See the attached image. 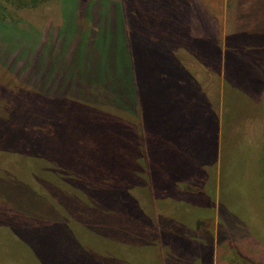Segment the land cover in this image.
<instances>
[{"label": "rangeland", "instance_id": "374dc122", "mask_svg": "<svg viewBox=\"0 0 264 264\" xmlns=\"http://www.w3.org/2000/svg\"><path fill=\"white\" fill-rule=\"evenodd\" d=\"M137 2L0 0V264H264V0ZM147 23L217 81L185 124L107 104Z\"/></svg>", "mask_w": 264, "mask_h": 264}, {"label": "trees", "instance_id": "16d2710c", "mask_svg": "<svg viewBox=\"0 0 264 264\" xmlns=\"http://www.w3.org/2000/svg\"><path fill=\"white\" fill-rule=\"evenodd\" d=\"M160 3L162 9L164 4H166L167 2L162 1ZM135 4L136 7L140 9L141 6L137 2V0H135ZM150 14L152 18L158 16L157 15L158 13L155 11H150ZM148 23L150 22L148 21ZM148 23L145 26L144 30H142V33L139 34V41L137 42L136 45L137 53H135L133 49L131 50L133 52L131 74L125 78L124 76L120 77L121 72H118L115 76L113 75L114 77H112L110 81V83L113 82V84L116 85L117 80L119 79L118 82H120L119 84H121L124 87V94L128 95V97L118 94L114 101H111L110 99L106 100L108 101L107 104L110 105L111 107H114L115 109H119L120 111L129 114L130 116L134 115L135 111L129 106L130 104L129 100H130V96H132L134 93L135 95H137L136 90L138 88V90L142 93V95L148 97L149 100L152 99V97H154L155 95H160V94L162 95L164 100L163 103L160 105H156L155 108L157 109L156 112L158 111L163 112L160 119L164 120L170 117L171 119H176L178 121L180 118L181 124H185L183 122L184 119L182 117L184 111L186 112L190 107L194 105L203 104L204 102L203 100L204 99L206 100L205 95L203 94L204 91H206L207 89L209 90L211 88L209 84H211V86H213V83L214 86L215 84L217 85V81L214 82V79H210V74L208 72L209 69H206L204 71V66H203L204 64L201 62V59L196 58V54H194V51L191 50V47H186V44H188L189 42L188 41L189 37H186L185 34L183 33H188L187 27H185L186 28L184 29L185 31L181 32V37L185 39L184 46L181 47V50L176 52L174 49L175 48L174 43L165 41L166 43L165 44L162 43L161 40L158 41L156 40V38H153L150 35L149 32L151 28L153 30L156 29H155V25L152 24L148 25ZM196 51L198 52L199 49H196ZM136 58L138 59L137 62L135 60ZM154 59H157L156 62L154 61ZM120 66L118 70H121ZM141 67H143L144 70ZM137 68H141V71L139 70L140 76L135 78V73H137ZM104 71L107 72V68H104ZM182 71L183 73H181ZM156 72L157 73L165 72L164 76L171 74H174L175 76L174 78H164V81L166 82L163 83L160 80L158 81ZM176 74L177 75L180 74V77L177 76ZM228 90H229V86L226 91ZM151 92L152 94H150ZM175 94L176 96L174 98L173 96ZM216 96L217 94L215 92V98ZM226 96L227 93L225 92L224 98H226ZM218 98H220V95L217 96V100ZM207 100H209V104H210V101L212 100V95L211 97L209 96ZM148 102L149 101H147V110H148V106L150 105ZM168 105L169 107L170 106H175V107L168 110L167 109L169 108L167 107ZM168 111L171 112L169 116H167ZM184 128H186V125L180 127L181 131L179 132V134L182 135L188 134L187 131L183 130ZM237 252L238 249L236 247H231L229 250L230 253L229 257L234 259L235 262L237 260L243 262V264L254 263L252 259H249V257L247 256L240 255L239 252L236 255L235 253ZM233 253L234 256L232 255Z\"/></svg>", "mask_w": 264, "mask_h": 264}, {"label": "crops", "instance_id": "0c3cea01", "mask_svg": "<svg viewBox=\"0 0 264 264\" xmlns=\"http://www.w3.org/2000/svg\"><path fill=\"white\" fill-rule=\"evenodd\" d=\"M133 56V52H131V57ZM133 62V61H132ZM136 77H137V73H136ZM135 77V78H136ZM136 94L137 95H135L136 96V99H137V105L141 102L142 104H143V113L145 114L146 113V110H147V98L148 97H146V96H144V95H142V93L138 90V88H137V90H136ZM145 99H146V102H145ZM140 106V105H139ZM215 113H216V110L214 111ZM142 115V116H144L145 117V115Z\"/></svg>", "mask_w": 264, "mask_h": 264}]
</instances>
